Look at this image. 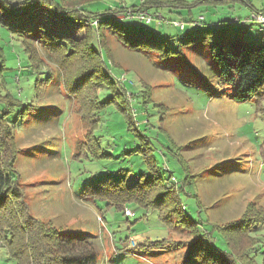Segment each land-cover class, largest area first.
Instances as JSON below:
<instances>
[{
  "label": "rangeland",
  "instance_id": "obj_1",
  "mask_svg": "<svg viewBox=\"0 0 264 264\" xmlns=\"http://www.w3.org/2000/svg\"><path fill=\"white\" fill-rule=\"evenodd\" d=\"M143 1L101 0L98 4H84L85 14L102 15L108 9L115 10L117 6H141ZM186 1L190 4L202 3L184 8L183 16L170 12L167 7L159 9L166 20L186 22L183 31L172 24L161 25L159 21L148 26L136 20L123 19L121 22L131 32H140L147 27L150 33L169 38V47L177 52L179 42L185 43L191 34L201 32L202 27L190 23L192 19H202V23L208 27L238 28V25H226L221 20L231 16L228 20L232 22L239 17H248L251 11L248 9L247 12L246 6L240 2L233 4L235 6L231 10L228 6L209 7L211 4L204 3L205 0ZM6 2L14 7L21 4V0ZM57 2L60 3V0ZM237 5L239 8H236ZM54 10L44 8L40 12L42 23L48 28L54 25L60 27L63 32L73 33L79 39L86 37L84 24L68 19L64 22L57 17V13L61 12ZM148 11L152 15L157 13L156 8ZM89 14L80 15L83 19L81 22L88 21ZM0 18L6 22L18 20L2 8ZM21 18H27V14ZM250 25L242 28L244 37L260 43V35L256 34L260 32L258 26ZM29 27H33V24ZM0 36L9 69L5 74L7 89L18 95L25 105L32 104L35 108L24 121L19 120L17 114L8 119L14 127V142L18 150L15 169L31 213L37 219L62 228L63 233L96 242L99 264H182L187 250L184 243L190 238L181 228L170 231L160 221L157 212L127 204L123 206L122 213L114 208L108 209L104 202L80 197L85 185L104 176L119 178L118 172L124 171L122 175L128 172V183L132 184L141 175L148 174L143 156L137 152L140 141L132 132H128L123 114L112 105L98 115L100 126L96 135L101 140L103 151L112 155V159L74 161L79 145L86 140L88 128L77 99L65 91L58 65L36 42L37 56L47 65L41 69V75L29 77L30 81L24 77L21 83L14 85L9 77L17 73L20 60L24 58L22 38L12 35L3 26L0 27ZM98 45V40H95L93 46L105 56L109 65L106 71L111 79L119 86L123 85V78L129 82L125 89L133 98L131 115L134 125L138 126L136 121L147 123L141 129L154 149L155 160L164 178H167L165 180L170 178L167 168L171 167L178 178L175 185H182L184 171L177 163L179 160L196 178L197 184L192 192L198 196L199 201L196 200L201 221L225 224L238 219L248 203L255 202L264 207V163L261 158L264 102L238 103L231 97L232 88L223 81L207 44L183 47L182 55L172 56L168 60H162L151 52L128 50L111 35H107L104 47ZM21 66L19 73L32 72L25 69V65ZM48 71H51L49 80L46 79ZM36 79L43 81L38 95L34 88ZM145 85L150 87L151 95V103L147 107L139 103L146 91ZM110 95L105 87L100 91V100L104 101ZM160 119L163 120L164 132L159 133ZM184 203L191 219L200 222L194 216L197 207L194 199L184 198ZM125 210L134 212L135 217L127 218ZM207 224L202 223V228ZM252 235L261 238L264 244V227L256 228ZM206 236L221 250L228 251L219 235L215 234L213 238L206 233ZM169 237L171 239L167 240L163 250L142 247L147 240L153 242ZM131 238L135 240V245L131 244ZM255 249L252 255L259 253L257 262L261 264L264 246L261 253ZM0 264H15L2 244Z\"/></svg>",
  "mask_w": 264,
  "mask_h": 264
},
{
  "label": "trees",
  "instance_id": "obj_2",
  "mask_svg": "<svg viewBox=\"0 0 264 264\" xmlns=\"http://www.w3.org/2000/svg\"><path fill=\"white\" fill-rule=\"evenodd\" d=\"M100 1L60 0L59 3L57 0H21V4L14 7L7 4L6 0H0V8L18 19L16 22H6L0 18V27H6L12 35L22 38L24 58L20 60L21 65H25V69L32 70L25 74L24 71L19 73V68L22 67L19 65L17 73L9 77L12 83L14 85L21 83L24 77L30 81L29 77L42 74L41 69L47 64L39 55L37 56L36 42H38L41 49L58 65L65 91L78 101L88 133L85 142L79 145L74 161L112 159V155L103 151L101 140L96 135L100 126L99 113L112 105L123 114L128 132H132L140 141L137 152L143 156L148 169L147 175H141L132 184L128 183V172L124 175H122L124 171L118 172L119 178L107 175L85 185L80 197L104 202L108 209L114 208L122 213L123 206L127 204L157 212L160 221L170 231L174 232L177 228H181L190 238L184 243L187 245V250L182 264H259L257 262L259 253L253 256L252 250L256 248L255 251L260 250L261 253L264 244L260 241L261 238L253 236L252 233L256 228L264 227V207L255 202L248 203L238 219L225 224L214 222L207 224L201 221L198 196L192 192L197 184L196 178L179 160L177 163L184 171L182 185L178 186L173 182V179L178 178L175 177L171 167L167 168L170 182L165 180L167 178H164L155 160L154 149L151 148L141 129L147 123L136 121L138 126L134 125L131 115L133 98L129 97L125 89L126 85L119 86L111 79L106 71L109 65L105 56L93 46V42L98 40V46L104 47L107 35H111L128 50L151 52L162 60L182 55L183 47L207 44L223 81L232 88L231 97L238 103L249 101L261 103L264 102V36L260 38V43H255L244 37L242 28L247 27L246 25H238V28H215L202 23L201 32L191 34L185 43L179 42L178 50L175 52L169 47V38H160L150 33L147 27L140 32L129 31L121 22L125 19V13L128 10L148 11L150 8H156V11L165 7L192 8L202 2L186 5L184 0L182 2L145 0L141 6L136 5L131 8L117 6L115 10L108 9L102 15L88 13V21L81 22L83 19L80 15H88L85 14L87 13L85 5L98 4ZM222 2L204 1L212 5ZM77 7H80V10H77ZM44 8L59 10L61 13H57L59 15L57 17L64 22L68 19L71 20L70 22L84 24L86 37L79 39L75 34L63 32L62 28L55 25L48 28L40 17V12ZM25 13L27 18H21ZM96 20L99 24L95 26ZM194 22L190 23L194 25ZM30 24H33V27H29ZM204 25L206 27H203ZM107 56L111 59L110 53ZM8 71L0 36V244L4 245L9 258L15 264H99L96 242L78 238L75 234L63 233L62 228L37 219L31 213L15 169L18 150L14 142V127L8 119L17 114L19 120L24 121L35 108L32 104L25 105L18 95L12 94L7 89L5 74ZM46 74V79L49 80L51 71ZM42 82L39 79L35 81L34 88L37 95L42 88ZM105 87L109 89L111 95L101 101L100 91ZM145 89L139 102L143 107L151 103L150 87L145 85ZM135 118L138 119V115ZM159 124V133L164 132L163 120L160 119ZM169 142L175 148L172 141ZM262 153L261 158L264 163V146ZM184 198L194 199L197 206L194 216L200 222L191 219ZM202 223H206L207 227L203 229ZM206 233L211 234L213 238L215 234L219 235L228 251L221 250L218 244L207 240ZM170 239L169 237L153 242L147 240L142 247L163 250V246H167L165 244ZM124 250L128 251V249ZM261 264H264V259Z\"/></svg>",
  "mask_w": 264,
  "mask_h": 264
},
{
  "label": "built area",
  "instance_id": "obj_3",
  "mask_svg": "<svg viewBox=\"0 0 264 264\" xmlns=\"http://www.w3.org/2000/svg\"><path fill=\"white\" fill-rule=\"evenodd\" d=\"M125 19L127 20H136L144 25L148 26L154 23L155 21H159L161 24H172L174 27L179 28L181 31L185 29L186 22H179V21H172V20H166L164 16L157 12L155 15L150 14L149 11H141V10H128L125 13ZM202 19H199L198 21L194 22L195 26H200L202 24ZM97 23V24H96ZM95 25H98V21L94 23ZM231 24L236 25H256L259 27L261 32H264V12L263 11H253L250 13V15L243 19H234ZM211 26V25H209ZM122 84L125 86L129 84L128 80L126 78H123ZM173 182H175V179H173ZM178 185V184H177ZM125 215L127 218H132L135 216V213L131 210H125ZM131 244L135 245V240L130 239Z\"/></svg>",
  "mask_w": 264,
  "mask_h": 264
},
{
  "label": "crops",
  "instance_id": "obj_4",
  "mask_svg": "<svg viewBox=\"0 0 264 264\" xmlns=\"http://www.w3.org/2000/svg\"><path fill=\"white\" fill-rule=\"evenodd\" d=\"M218 2H221V1H223L222 3H220V4H217V5H219V6H228L231 10H233V8H234V6L235 5H233V4H236L237 2H240L241 4H243L244 6H246V11L249 9V11H250V13L251 12H253L254 11V9H256V10H258V9H260V11H263L264 12V5H262V2H264V0H217ZM230 2H232V4H229ZM184 3H186V5H189L190 4V2H188V1H186V0H184ZM209 7H211V6H216V5H208ZM239 8V5H237L236 6V8ZM262 7V8H261ZM169 11L170 12H172V13H177V14H179L180 16H183V9H175V7H169ZM174 9V10H173ZM160 10H158L157 12H159ZM169 12V13H170ZM248 12V11H247ZM247 12H245V14L244 15H246L247 14ZM250 13L248 14V16L250 15ZM231 16H229V17H227V18H223L222 20H221V22H223L224 21V23L226 24V25H230L231 24V22L228 20L229 18H230ZM191 18H193V17H191ZM199 18H202V16H199ZM198 18V19H199ZM246 18V17H245ZM238 19H243L242 17H239ZM191 21H196V20H194V19H192ZM190 21V22H191ZM229 22H230V24H229ZM213 25V24H212ZM233 25H236V24H233ZM258 29H259V27H258ZM259 31H260V29H259ZM257 35L259 34L260 35V38L262 37V36H264V32H259V33H256ZM125 244V243H124Z\"/></svg>",
  "mask_w": 264,
  "mask_h": 264
}]
</instances>
